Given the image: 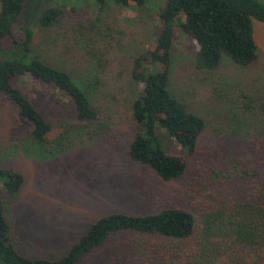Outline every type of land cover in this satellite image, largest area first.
Masks as SVG:
<instances>
[{
    "label": "rangeland",
    "instance_id": "rangeland-1",
    "mask_svg": "<svg viewBox=\"0 0 264 264\" xmlns=\"http://www.w3.org/2000/svg\"><path fill=\"white\" fill-rule=\"evenodd\" d=\"M93 3L25 0L13 25V31H32L34 48L48 54V63L75 75L91 67L99 99L93 101L98 115L92 123L55 119L53 103L60 97L50 87L28 76L11 80L49 121L45 146L61 135L73 143L48 158L0 98V168L23 179L16 197L2 195L12 246L28 259H57L102 217L178 207L195 218L188 238L123 231L77 264H103L107 254H114L117 264H252L255 258L264 264V248L253 253L231 237H205L201 226L205 214L225 217L244 203L264 205V23L251 19L256 45L252 63L241 67L222 57L211 71L194 68L195 45L174 31L171 92L203 119L205 128L193 154L169 147L186 162V170L181 178L163 182L129 159L127 145L134 133L129 104L136 95L129 80L131 62L153 47L164 0H151L139 9H118L107 2L100 12ZM53 6H61L63 14L56 26L42 29L39 14Z\"/></svg>",
    "mask_w": 264,
    "mask_h": 264
},
{
    "label": "trees",
    "instance_id": "trees-1",
    "mask_svg": "<svg viewBox=\"0 0 264 264\" xmlns=\"http://www.w3.org/2000/svg\"><path fill=\"white\" fill-rule=\"evenodd\" d=\"M24 1L0 0V98L12 106L17 120L28 128L33 144L42 148V155L54 158L73 144L71 139L61 135L45 146L48 144L49 121L21 91L12 87L11 80L28 76L50 87L60 97L53 103V118L92 123L98 115V108L93 104L99 99L97 79L92 75L91 67L82 75H75L48 63L49 56L45 51L36 52L30 29L20 27L13 31ZM149 1L93 0V5L100 12L106 9L107 2L118 9H139ZM62 14L61 6L43 8L38 17L39 27L56 26ZM251 19L264 23V0H164L163 7L157 12L153 47L134 57L129 70V80L136 87V95L129 104L134 125V133L127 145L131 161L163 182L179 179L185 173L186 162L170 153L169 147L175 145L184 155L193 154L205 128L203 119L187 110L171 92L169 68L174 31L178 30L195 45V69L211 71L222 57L244 67L256 58ZM22 182L19 173L0 168V264H77L115 233L127 231L184 240L195 228L194 216L178 207L139 215L113 213L91 224L60 258L28 259L12 246L11 229L3 217L2 195L13 199ZM220 215L217 212L202 216L205 237H231L234 243L252 248L253 253L264 248L263 204L244 203L225 217ZM113 256L107 254L103 264H117L118 259L114 260ZM252 264H263V261L255 258Z\"/></svg>",
    "mask_w": 264,
    "mask_h": 264
}]
</instances>
